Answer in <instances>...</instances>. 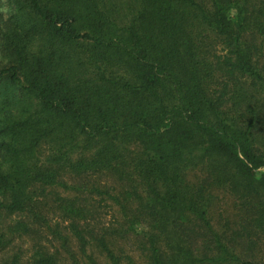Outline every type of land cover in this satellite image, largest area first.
<instances>
[{
    "label": "trees",
    "instance_id": "trees-1",
    "mask_svg": "<svg viewBox=\"0 0 264 264\" xmlns=\"http://www.w3.org/2000/svg\"><path fill=\"white\" fill-rule=\"evenodd\" d=\"M0 264H264V0H0Z\"/></svg>",
    "mask_w": 264,
    "mask_h": 264
},
{
    "label": "rangeland",
    "instance_id": "rangeland-1",
    "mask_svg": "<svg viewBox=\"0 0 264 264\" xmlns=\"http://www.w3.org/2000/svg\"><path fill=\"white\" fill-rule=\"evenodd\" d=\"M229 13H230L231 16H233V14H234V10H230Z\"/></svg>",
    "mask_w": 264,
    "mask_h": 264
}]
</instances>
